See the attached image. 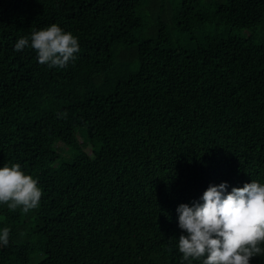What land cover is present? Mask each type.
Instances as JSON below:
<instances>
[{
	"label": "trees",
	"instance_id": "16d2710c",
	"mask_svg": "<svg viewBox=\"0 0 264 264\" xmlns=\"http://www.w3.org/2000/svg\"><path fill=\"white\" fill-rule=\"evenodd\" d=\"M51 24L78 38L63 69L14 50ZM15 163L43 195L27 215L0 205V264H180V204L264 183V0H0Z\"/></svg>",
	"mask_w": 264,
	"mask_h": 264
},
{
	"label": "clouds",
	"instance_id": "9594fccd",
	"mask_svg": "<svg viewBox=\"0 0 264 264\" xmlns=\"http://www.w3.org/2000/svg\"><path fill=\"white\" fill-rule=\"evenodd\" d=\"M25 48L34 50L38 63L50 69L66 68L80 51L78 38L57 24L19 38L14 50ZM227 189L226 182L209 185L198 201L177 207L178 227L186 233L176 245L180 264H250L264 257V183L252 180L242 188ZM42 195L38 180L19 163L0 168V205L9 211L27 215L38 209ZM10 235V228L0 229V247L8 246Z\"/></svg>",
	"mask_w": 264,
	"mask_h": 264
},
{
	"label": "rangeland",
	"instance_id": "374dc122",
	"mask_svg": "<svg viewBox=\"0 0 264 264\" xmlns=\"http://www.w3.org/2000/svg\"><path fill=\"white\" fill-rule=\"evenodd\" d=\"M208 29H209V27L205 26V27H203V28H200V29L197 31V33H202V32H204V31H207ZM232 33H238V32H234V31H233ZM185 38H186V35H180L179 39H177V37H174V38H173V42H172V44H173V45L181 44ZM79 136H80L81 139H82L83 136L81 135V133L79 134ZM81 139H80V141H81ZM63 149H64V148H63ZM84 150H85V152L88 153V154L91 153V147H90V146H86V147L84 148Z\"/></svg>",
	"mask_w": 264,
	"mask_h": 264
}]
</instances>
